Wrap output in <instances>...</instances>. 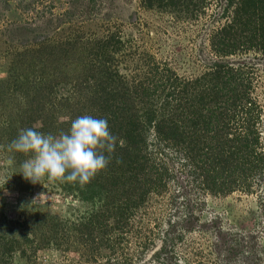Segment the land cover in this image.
Wrapping results in <instances>:
<instances>
[{"label":"rangeland","instance_id":"1","mask_svg":"<svg viewBox=\"0 0 264 264\" xmlns=\"http://www.w3.org/2000/svg\"><path fill=\"white\" fill-rule=\"evenodd\" d=\"M237 1L179 0L174 6L149 7L145 0H0V80L17 73L37 85L41 80L39 94L64 104L60 111L40 112L38 120L27 122L31 111L25 100L12 86L0 83V237L15 247L5 264H264V170L254 175L249 191L210 194L192 178L174 149H156L161 146L151 143L152 128L146 126V148L163 172L164 186L148 193L137 209L127 213L129 230L114 247L110 248V239L109 246L93 242L99 245L94 250L93 244L86 243L83 223L103 220L105 215L96 214L110 208L103 207L106 200L110 206L117 205L123 191L112 190L106 171L101 173L102 185L93 179L81 187L46 178L33 184L19 174L31 154L8 147L21 130L59 134L83 115L72 103L83 106L86 96L95 97L96 81L85 77L96 73L100 60L95 58L99 65L89 61L90 53L96 50L97 41L111 33L119 41L115 46L120 47L107 65L124 76L126 87L153 76L160 85L154 102H161L171 90L165 85L202 78L216 64L231 67L241 77L233 81L237 91L258 105L255 127L263 154L264 52L237 46L232 54L224 55L211 44L225 36L221 30L226 25H232L226 30L230 40L243 34L232 21ZM244 29L247 36L251 34ZM65 47L72 50L66 52ZM40 49L51 52L42 63L36 62L35 51ZM21 52L28 60L19 63ZM103 68L99 69L101 76ZM136 98L137 107H142ZM51 102L44 104L49 107ZM45 118L51 127L41 126ZM5 119L12 121L14 137L3 130ZM109 126L115 127L113 122ZM127 176L123 174L120 181L124 183ZM108 217L106 224H114L115 219ZM111 236L117 237L115 233Z\"/></svg>","mask_w":264,"mask_h":264},{"label":"trees","instance_id":"2","mask_svg":"<svg viewBox=\"0 0 264 264\" xmlns=\"http://www.w3.org/2000/svg\"><path fill=\"white\" fill-rule=\"evenodd\" d=\"M176 1L178 3L179 0H145V4L149 7L174 6ZM232 21L239 24L241 27L239 31L243 34L238 35V40H230L226 30L232 25L223 27L221 31H224L225 36L211 42L217 53L232 54L237 46L264 52V0H238L235 18ZM250 23H254L251 25L253 32L248 27ZM244 28H248L251 34L247 36ZM115 36L110 33L102 39V42L97 41L96 50L90 53L89 61L95 58L100 60V65L98 60H95L99 65L96 73L91 72L85 77L95 79L96 84L93 85L96 87V90L93 89L95 97L86 96L83 99V106L78 107L76 102L72 103L77 110L79 108V112L83 110L81 111L83 115L107 119L109 130L115 131L117 138L124 142V145L117 143L106 168L92 178V182L102 185L100 178L104 173H101L106 171L105 179L111 177L112 190L123 191L120 195H124L120 196L115 206L114 204L110 206L106 200L103 207L108 205L110 208L96 214L100 217L105 215L103 220L88 219L83 223L86 243L93 244L91 247L94 250L99 245L93 242L107 246L112 242L110 248L114 247L118 239L129 230L127 213L137 209L148 193L159 192L164 186L163 172L159 171V165L152 161V153L146 148L145 141L148 139L143 134L146 132V126L152 128L151 143L161 146L156 149L164 150V147L174 149L189 167L188 172L192 178L198 179L199 184L210 194H227L238 189L249 191L251 182H254L252 181L254 175L263 174L264 170V153L262 154L258 149L260 143L255 127L259 113L258 105L248 94L237 91L233 81L241 80V77L236 71L224 64H216L209 73L204 74L203 79L201 77L194 80L180 79L178 82L165 85L171 90L165 94L161 102H154L153 98L159 95L156 92L160 85L157 86L153 76L144 77L145 80L153 83L150 84L152 86L149 82L143 84L144 79H142L132 82L133 86L126 87L124 76L118 75L117 71L111 70L107 65L109 60H113L111 54L120 47L115 46V43H119L114 39ZM65 48L66 52L72 50L70 47ZM41 50L35 51L38 54L36 60L38 63H42L44 61L42 58H46V55H51L50 51ZM23 53H18L19 63L28 60L27 55ZM105 53L107 57H103ZM20 65H14V69ZM22 66L26 67V65ZM101 67H104L101 70L103 76L99 75ZM89 70H91L90 66ZM20 74H15V77L9 74L8 79L0 80V83L12 86L19 92V97L25 100L24 104H27V108L31 111L30 118L26 119L27 122L38 120L37 116H41L40 112L49 114L63 108L64 104L51 102L46 99V95L39 94L42 91L40 79V85H37ZM136 78L137 75L133 80ZM131 90L137 91L140 96ZM135 98L143 102L142 107L139 104L140 109L134 101ZM42 99L51 102L52 106L46 107ZM33 111L38 113L33 115ZM3 122L6 126L3 130L8 129L14 137L16 131L11 124L12 121L5 119ZM41 122L42 127H51L48 118H45V121L42 119ZM109 122H113L115 126L113 129L109 126ZM123 174L128 175L124 183L120 181ZM108 216L115 219L114 224H106ZM111 233H115L117 237L111 236ZM95 238L97 239L94 240ZM14 248L11 242H2L0 237V264H5L6 257L12 254Z\"/></svg>","mask_w":264,"mask_h":264},{"label":"clouds","instance_id":"3","mask_svg":"<svg viewBox=\"0 0 264 264\" xmlns=\"http://www.w3.org/2000/svg\"><path fill=\"white\" fill-rule=\"evenodd\" d=\"M117 143L107 119L86 114L73 119L68 130L59 134L21 130L8 147L31 154L20 166L25 180L36 184L46 178L83 187L106 168Z\"/></svg>","mask_w":264,"mask_h":264}]
</instances>
